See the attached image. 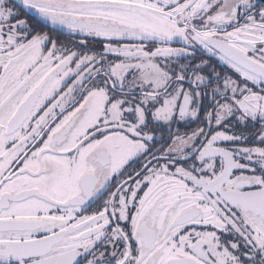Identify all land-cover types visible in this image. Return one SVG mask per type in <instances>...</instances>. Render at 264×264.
I'll use <instances>...</instances> for the list:
<instances>
[{
	"label": "snow or ice",
	"instance_id": "6c2138e0",
	"mask_svg": "<svg viewBox=\"0 0 264 264\" xmlns=\"http://www.w3.org/2000/svg\"><path fill=\"white\" fill-rule=\"evenodd\" d=\"M0 264H264V0H0Z\"/></svg>",
	"mask_w": 264,
	"mask_h": 264
}]
</instances>
